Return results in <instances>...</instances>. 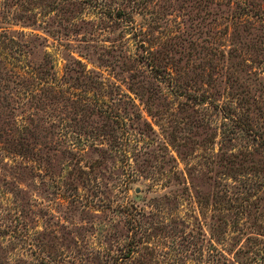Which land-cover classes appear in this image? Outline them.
Segmentation results:
<instances>
[{
    "label": "rangeland",
    "instance_id": "rangeland-1",
    "mask_svg": "<svg viewBox=\"0 0 264 264\" xmlns=\"http://www.w3.org/2000/svg\"><path fill=\"white\" fill-rule=\"evenodd\" d=\"M0 264H264V0H0Z\"/></svg>",
    "mask_w": 264,
    "mask_h": 264
}]
</instances>
